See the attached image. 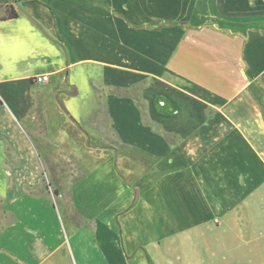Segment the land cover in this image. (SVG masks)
I'll return each mask as SVG.
<instances>
[{"label":"crops","instance_id":"0c3cea01","mask_svg":"<svg viewBox=\"0 0 264 264\" xmlns=\"http://www.w3.org/2000/svg\"><path fill=\"white\" fill-rule=\"evenodd\" d=\"M263 103L264 0H0V264L62 249L73 264H264L240 215L264 179ZM39 114L103 138L105 122L143 164L134 194L111 152L84 179L110 183L107 217L67 233L38 149L63 143L36 141Z\"/></svg>","mask_w":264,"mask_h":264},{"label":"rangeland","instance_id":"374dc122","mask_svg":"<svg viewBox=\"0 0 264 264\" xmlns=\"http://www.w3.org/2000/svg\"><path fill=\"white\" fill-rule=\"evenodd\" d=\"M258 90H255V92L258 93ZM102 119L101 116L99 121L102 122ZM31 123L30 128L36 130L35 133L40 136L35 137L38 138L36 139L38 143L41 142L40 138L43 139L44 136L50 137L53 134L58 136V141L63 143L62 146L41 145L38 149L42 156V183L47 189V194L54 207L60 210L67 233L76 230L81 225L92 224V220L95 218L104 219L107 217V211L104 210V206H108L109 200L108 196L105 197L106 195L104 194L106 190H110V183L107 186L104 185L103 173H98L93 179H84L90 175L93 168L99 165L103 159L108 158V154L111 152L117 171L124 174L127 190H132L134 194L133 182L135 177L142 172L143 164L134 161L126 155H122L124 152L116 145H110V141L115 140V136L108 129L105 122L102 124L103 129L100 130L101 134L105 136L104 138L100 137L101 135L93 136L85 133L79 128V124L72 123L67 116L62 114H39L32 117ZM93 137L97 138V141H94ZM48 142L51 143V141ZM132 157L137 156L132 154ZM77 188H83L86 192V194L81 196V203L90 204L91 206L95 205L97 209H102L95 217L79 212L73 196ZM88 188H90L91 194H87ZM257 188L255 194L240 196V202L251 204L247 206L249 210H241L240 215L246 225L249 220L254 222V227H250L249 230H253L257 240H259V237L264 235V179L257 180ZM120 190H123L121 186L115 192L119 194ZM1 204L2 199L0 198V210ZM0 216L3 217L1 213ZM5 217L4 223H0V230L5 227L6 223L12 221L9 215L6 214ZM245 229L247 231L246 226ZM80 243L85 244L83 241ZM61 253L62 256L60 258L56 259L51 256L42 264H73L70 254L63 251V249Z\"/></svg>","mask_w":264,"mask_h":264},{"label":"built area","instance_id":"2783aa9c","mask_svg":"<svg viewBox=\"0 0 264 264\" xmlns=\"http://www.w3.org/2000/svg\"><path fill=\"white\" fill-rule=\"evenodd\" d=\"M32 79L35 83H44L48 81V75L38 74V75H35Z\"/></svg>","mask_w":264,"mask_h":264},{"label":"trees","instance_id":"16d2710c","mask_svg":"<svg viewBox=\"0 0 264 264\" xmlns=\"http://www.w3.org/2000/svg\"><path fill=\"white\" fill-rule=\"evenodd\" d=\"M13 14H15V13H13Z\"/></svg>","mask_w":264,"mask_h":264}]
</instances>
